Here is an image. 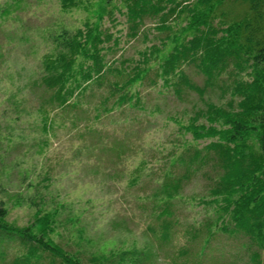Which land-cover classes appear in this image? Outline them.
Listing matches in <instances>:
<instances>
[{"label":"rangeland","instance_id":"1","mask_svg":"<svg viewBox=\"0 0 264 264\" xmlns=\"http://www.w3.org/2000/svg\"><path fill=\"white\" fill-rule=\"evenodd\" d=\"M92 2L90 8L64 11L60 0H0V204L8 209L7 220L28 227L52 213L49 237L88 264H112L118 251L148 243L160 252L146 264H264V251L255 243L252 250L243 247L251 242L246 235L217 229L205 256H199L203 236L193 240L189 230L194 224H211L217 216L213 205L203 202L211 198L209 188L217 175L212 160L180 190L184 200L178 197L172 206L176 223L156 218L155 194L164 170L173 167L180 173L187 164L175 166L177 156L188 147L204 149L212 140H196L183 127L196 110L206 108V100L222 103L229 98L222 97L219 87L200 94L183 84L180 93L174 92L158 77L159 63L187 22L184 13L170 14L162 30L157 19L148 17L137 34L130 33L126 16L116 7L114 15L105 14L101 28L113 34L105 43L112 46L106 52L112 65L134 66L152 45L160 48L158 57L149 60L145 79L131 88L140 92V103L113 106L115 94L105 110L101 100L109 95L107 87L89 97L84 109L63 110L48 103L51 92L41 76L43 57L54 47L50 34L83 28L88 20L96 23L104 0ZM220 11L225 13L222 19L232 21L248 10L240 2H225ZM185 71L192 83L206 86L195 65H186ZM167 221L170 239L163 242ZM34 230L38 233L39 227ZM17 244L0 246L6 255L0 264L15 257ZM253 252L259 253V262L251 260ZM39 264L59 260L52 261L47 252Z\"/></svg>","mask_w":264,"mask_h":264},{"label":"trees","instance_id":"2","mask_svg":"<svg viewBox=\"0 0 264 264\" xmlns=\"http://www.w3.org/2000/svg\"><path fill=\"white\" fill-rule=\"evenodd\" d=\"M60 2L64 11L79 6L90 8L93 3L92 0ZM117 2L104 0L96 13V23L88 20L83 28L74 31L65 28L50 34L54 47L43 57L41 76L42 84L51 92L48 103L63 110L84 109L81 106L89 97L105 87L109 91L101 100L105 110H109L105 104L115 94L118 97L113 106L134 100L140 103V92H132L131 88L145 79L151 67L149 60L158 57L160 48L152 45L141 53L134 66L126 62L112 65L106 53L112 46L105 43L111 41L113 34L101 28L105 14L110 15L116 7L120 15L126 16L130 33L137 34L148 17L157 19L162 30L168 27L170 14L184 13L187 22L175 37L172 50L159 63L158 77L164 85L173 87L174 92L180 93L183 84L200 94L208 87H219L222 97L229 95V98L222 103L204 101L206 108L196 110L183 127L196 140H212L204 149L188 147L177 156L175 166L187 164L180 173L173 167L164 170V181L155 194L156 218L176 223L178 215L172 206L178 197L184 200L180 190L212 160L217 175L209 188L211 198L203 202L213 205L217 216L213 223L199 227L194 224L189 230L193 240L203 236L199 256L206 254L216 229L243 233L251 241L242 243L246 250H252L250 247L255 243L264 251V0H119L122 7ZM225 2H240L248 11L226 21L222 19L224 11H220ZM112 21L116 23L117 19ZM186 65H195L201 71L206 88L189 80ZM226 73L227 79L223 77ZM111 76L120 79L111 80ZM7 215L8 209L0 204V246L15 241L19 247L8 264H39L47 252L59 264H88L77 252L66 250L49 237L53 230L52 213L37 217L36 223L28 227L11 224ZM170 225L169 221L162 225L163 242L170 239ZM36 226L38 233L34 230ZM159 252L160 248L148 243L141 248L118 251L110 261L146 264L150 259H158ZM5 256L0 251L2 262ZM250 256L252 261L259 262V253Z\"/></svg>","mask_w":264,"mask_h":264}]
</instances>
